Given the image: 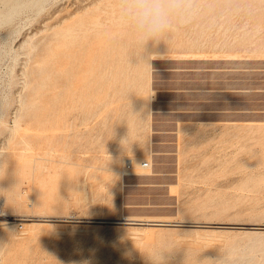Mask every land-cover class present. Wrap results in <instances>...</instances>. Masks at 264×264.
I'll return each mask as SVG.
<instances>
[{"label":"rangeland","instance_id":"obj_1","mask_svg":"<svg viewBox=\"0 0 264 264\" xmlns=\"http://www.w3.org/2000/svg\"><path fill=\"white\" fill-rule=\"evenodd\" d=\"M70 1L48 0L40 12L24 10L0 26V124L13 122L19 95L27 86L21 70L46 54L50 25L58 21L54 15H63L61 8ZM196 2L205 6L200 19L158 36L166 44L149 47L150 52L160 51L150 61L146 57L151 53L144 57L147 68L142 73L132 65L138 60L135 54L125 53L122 62L132 63L118 72V100L103 110L92 95L86 100L93 109L85 104L83 119L70 116L71 127L48 131L51 138H34L26 149L19 145L16 152H39L49 160L44 161L47 170L37 169L22 183V193L31 195L26 203L9 205L8 188L0 187V264H6L8 256H15L16 264H197L175 254L148 262L152 238L160 235L183 248L200 249L207 264L240 263L250 257V250L263 259L259 243L264 229L253 227L264 225V0ZM123 29L127 43H121L132 50L137 35ZM94 85L88 92L97 93ZM62 101L54 111L66 106ZM7 135L0 126V167L15 153L14 146L6 147ZM145 161L150 166H144ZM72 170L80 171L81 180L66 185L61 174ZM58 196L62 200L57 201ZM231 240L234 253H217Z\"/></svg>","mask_w":264,"mask_h":264},{"label":"bare ground","instance_id":"obj_2","mask_svg":"<svg viewBox=\"0 0 264 264\" xmlns=\"http://www.w3.org/2000/svg\"><path fill=\"white\" fill-rule=\"evenodd\" d=\"M1 1L3 2L4 7L2 9H0V26L3 23H6V22L10 21L11 19H13L15 16L19 15L24 10L32 9V8H38V11L40 12L41 10L44 9L45 4L48 2V0H1ZM86 1H88L89 3H87ZM121 2H122V0H72V1H70L65 7L61 8V10L64 11L63 15H62V13L58 14V12H57V15H54L55 17H57L58 21H56V23H52L50 25V28H49V29H51V32H50V34L48 33L49 35L47 37L48 39L46 42V43H48V45L46 44V46H48V47H47V50L45 52L46 53L45 55H47V57H45L44 54L38 55L37 57L35 56L36 59L34 61V64H29L32 66H29L30 68L28 67L27 70L25 68L26 72H25V70H21V71H24L23 73H25V78H26V83H27L25 85H27V86L25 88H23L25 90L23 91V93L21 95H19L20 99H18V100L20 101L19 102L20 106H18L17 109L14 111L15 116L13 115L14 119H13L12 123L10 122L11 124H9L7 121L1 122V124H0L1 127L4 126L5 130H7V133H8V135H7V146L6 147H11V146L15 147V151H14L15 153L12 156V158H10L9 160H3L1 162V167H0V187L4 186V187L8 188L7 189L8 190L7 201L9 203V205H17L19 203L24 204V202L31 195L28 196V194H26L25 192H24L25 194L22 193V191H21L22 183L25 181V179L31 178V175H33V173L37 169L41 170L42 167H45V169H46L47 166L45 165L44 161L49 160V158L46 156H43V154L41 156H39V152L38 153L36 152L33 155L26 153L27 150L26 151L24 150V152L23 151L22 152H16L19 145H23V147L26 149V146L29 147L31 142L34 141V138L38 139L42 136H45L47 139H49L51 137L49 135L47 136L48 131H50L51 133H56L62 127H65V126L71 127L74 123V120L83 119L82 118V116H84L83 115V112H84L83 106L85 104L88 106H90V104L92 105V103L88 104V102L86 100L87 98L92 97V95H94V98H97V102H96V104L95 103L94 104L97 105V107L99 109L103 108L104 106L107 107L109 104L114 103L116 100H118V99L115 100V97L118 98V96L121 95V93L119 92V90L117 88L118 82H119L118 74L122 73L120 71L124 66H126L127 64L131 65L130 63H132L131 60H127V63L124 64L122 62V58L124 56L126 57L129 53H134L136 56L135 59L138 58V60L135 62V59L132 57V59H133L132 61L135 62V64L132 63V65L136 68L135 70L137 72L142 73V70L143 69L145 70L147 68L146 66H144L145 65L144 63H147L144 61V57H146L149 53H151V55L149 57H146L147 59L149 58L148 61H150L152 59V57H154L158 53V51H160V49H159V50H152L150 52L149 47L152 48L155 45V46L161 48V47L165 46L164 44H166V43H164L163 41H162V43H164V44L161 43L162 38H160V40L158 39V37L150 38L148 40H141L139 37L135 36L134 34L132 36H135L136 37L135 40L138 39L139 42L136 43V41L135 42L133 41V43H136V44L132 45L133 46L132 50H130L128 48L130 46H127V47L124 46L123 42L121 43V41H125L122 38V36H123L122 34H123L124 29L116 22V9ZM227 10L229 11V9H227ZM57 11L60 12L59 9ZM206 12H208V11H206ZM229 12H231V11H229ZM229 12H227V13H229ZM235 12H237V10L234 11V14H235ZM244 12H246V11H244ZM227 13H226V15H227ZM234 14H232V15H234ZM203 15L206 16V13ZM228 15H231V14H228ZM52 16H51V18H52ZM203 18H205V17H203ZM231 18L233 19V17H231ZM216 20H217V18H216ZM223 20H225V19H223ZM213 21H214V19H213ZM219 21L221 22L222 20L220 19ZM227 21L229 22L228 19H227ZM213 23L216 24V22H213ZM213 23H211V24H213ZM226 24H225V26L227 27ZM228 25H229V23H228ZM207 27H209V26H207ZM226 27H224V28H226ZM210 28H208V30ZM174 30H175V27H174ZM218 32H217V34H218ZM208 33H210V32H208ZM167 34H168V32H167ZM211 34H209V35H211ZM124 35H127V33ZM166 35H164V36H166ZM169 35H171V34H169ZM205 35H207V34H205ZM233 35H236V34L234 33ZM129 36H127V40L129 38V41L131 42L132 37H129ZM168 36H166L167 37L166 41H168V39H169ZM213 36L211 37V39L213 38ZM230 36H232V35H230ZM207 37H209V36L207 35ZM225 38H227V37H225ZM232 38L233 37H231V39ZM24 39H25V37H24ZM30 40H31V38H30ZM220 40H221V38H220ZM33 41L37 42L35 40H33ZM222 41H225V40H222ZM26 42H27V40L24 41L21 44V46L26 48L24 46L26 44ZM43 42H44V40H43ZM118 42H120L121 45L118 46V44H119ZM174 42H175V40L171 41V43H174ZM95 43L98 44L97 48H95ZM208 43H209V41H208ZM215 43H217V42H215ZM44 44H45V42H44ZM131 44L132 43H130V45ZM202 44H203V42H202ZM191 45L192 44H190V46ZM199 45H200V43H199ZM38 46H39V44H38ZM208 46H209V44H208ZM210 46H212V45H210ZM33 47H34V45H33ZM213 47H214V45H213ZM203 48H205V47H203ZM29 49H32V48H29ZM34 49H36V47ZM164 49L168 50L169 48L167 46V48L164 47ZM30 52L32 53V52H34V50L33 51L31 50ZM30 52H29V54H30ZM183 52L185 53L186 51L183 50ZM125 53H127V55ZM176 53L179 54V51H177ZM36 54H34V55H36ZM134 54H132V55H134ZM170 54H172V53H170ZM189 54H192L191 51L189 52ZM132 55H130V56H132ZM193 55H194V53H193ZM17 59H18V57H17ZM32 59L34 60V58H32ZM129 59H130V57H129ZM141 60H142V63L140 62ZM239 64H240V62H239ZM144 67H146V68H144ZM95 69H96V74H95ZM128 69H129V67H128ZM128 69H127V71H128ZM132 71H134V70H132ZM234 71H235V69H234ZM137 72L134 71L135 75H138V74H136ZM240 73H242V72H240ZM126 74L131 75L130 73L129 74L126 73ZM35 75L38 76V79L33 80ZM93 76L96 77L95 80L93 79V78H95ZM124 77H125V75H124ZM126 77H128V76H126ZM25 78H24V80H25ZM125 82H127V81H125ZM93 83L95 85L97 84V86H98V87H95V85H94V87L96 88L95 91L98 90L97 93L95 92L94 94L92 91L88 92L90 86L93 87L92 86ZM122 83H119V84H122ZM130 83H132V82H130ZM214 84H216V83H214ZM215 88H217V87H215ZM202 89H203V87H202ZM150 90H153V89L149 88V93L151 92ZM217 90H219V89H217ZM199 92H201V91H199ZM143 93H145V92H143ZM151 94L153 95V93H151ZM44 96H46V99ZM217 96H220V94L219 95L217 94ZM62 100H64L66 102V106L64 108H60L59 112H57L58 109H57V111H54L55 107L59 108L58 105H60L61 102H63ZM90 100H92V99H90ZM90 100H89V102H93ZM141 100H142V98H141ZM152 101H154V100H152ZM90 108H91V106H90ZM105 108H103V110ZM92 109L93 108H91V110ZM82 110H83V112H82ZM113 110H115V109H113ZM40 111H42V112L38 114V112H40ZM87 111H88V109H87ZM108 113H110V111ZM108 113H107V115H108ZM112 113H115V112L112 111ZM29 114H32V116L26 121L25 117L28 116ZM86 114H89V113H86ZM107 115L105 117H107ZM116 115L118 116V113ZM70 116H72L74 119L71 122H70V119H71ZM85 116H87V115H85ZM88 116H90V115H88ZM51 117H53V118L51 119ZM108 117H110V119H111L110 114ZM36 118L38 119L37 124L33 125V123H31V122H32V120H35ZM85 119L89 120L88 117L84 118V120ZM102 120L107 122V120H105L104 118ZM137 120L138 119L135 120L136 121V122H134L135 124L137 123ZM144 122H146V121H144ZM260 127L262 128V126H260ZM32 130H36V133H33ZM262 131H264L263 128H262ZM39 144H41V143H39ZM45 154H49V152L46 151ZM49 170H50V167H49ZM55 172H57V170ZM72 172H73V170L69 173L65 171L63 174H61V177L68 181V184L65 183L66 185H70L69 181H71L72 182L71 185H73L74 181H77L79 179L81 180L80 171L76 170L73 173ZM48 174H51V172L49 171ZM52 176H54V175H52ZM49 177L50 176L48 175V178ZM42 179H44V178L42 177ZM80 180L78 182H80ZM43 181H45V180H43ZM43 184H44V182H43ZM38 185H36V187ZM34 186H35V184H34ZM60 186H61V184H60ZM80 186H82V185H80ZM77 187H78V185H77ZM43 188H45V187H43ZM72 188L74 190V187H72ZM45 189H47V188H45ZM71 191H72V189L70 190V193L73 194V192H71ZM38 192H39V188H38ZM39 194H41V192ZM58 194L59 193H57V195ZM42 195H44V194H42ZM59 196H60V194H59ZM59 196L57 197V201H58V199H60ZM61 196L63 197L64 195H61ZM50 197H51V195H50ZM39 198H40V195H39ZM43 199H41V200L38 199V200H40L39 203H41V205H42L41 201ZM52 199H53V197H52ZM63 199H65V198H63ZM60 200H62V198ZM35 201H36V199H35ZM66 201H64V202L61 201V202L65 203ZM50 203H52V202H50ZM68 204H70V203H68ZM53 205H55V204H53ZM62 205H64V204H62ZM98 219H100V220H97L99 222H107V223L122 222V221H123L122 223H138L136 221H130V220H110L112 218H98ZM154 220L160 221L157 223H166L164 221H167L165 219H154ZM119 224H121V223H119ZM253 228H257V229L263 228L264 229V225L254 226ZM260 236H264V235H260ZM197 237H199V236H197ZM197 237H195V240ZM152 239H153L152 243L148 249V258H147L148 262H150V263L157 261L158 259H161L162 257H166V256L171 255V254L181 255L183 258H187L186 260L187 261L189 260L190 263L191 262H195L197 264H207L208 263L207 259H205L206 256L203 255V253L201 252L200 249L183 248V247L178 246L176 244L170 243L168 241V239L165 238V236H161V235L158 237H153ZM182 240H184V238ZM195 240H193V241H195ZM197 240L199 242L201 241L199 239H197ZM196 241L191 242V243L192 244L196 243ZM203 241H206V240L204 239ZM215 241H216V239H215ZM215 241L213 240V242H215ZM260 241H262V242L259 243V246H261L262 250H264V239H260ZM187 242H189V243H187L185 245L190 244V241L187 240ZM209 243L211 244L212 241L210 242V240H209ZM197 244H199V243H197ZM202 244H203V242H202ZM206 244H208V243H206ZM235 248H236L235 241L231 240V241H228L226 244H224V246L222 248L216 249V251H217V253H221L220 251H223V250L225 252L228 251L229 253H234ZM254 252L255 251L250 250L249 253L247 254V256H250L249 258H247L246 260H244L243 262H240V263L233 262V264H264V256H263V259L256 258V255ZM6 264H16L15 256H8ZM217 264H228V263L222 262V263H217Z\"/></svg>","mask_w":264,"mask_h":264},{"label":"clouds","instance_id":"obj_3","mask_svg":"<svg viewBox=\"0 0 264 264\" xmlns=\"http://www.w3.org/2000/svg\"><path fill=\"white\" fill-rule=\"evenodd\" d=\"M204 7L196 0H122L116 9V22L141 40H148L176 26L194 24Z\"/></svg>","mask_w":264,"mask_h":264},{"label":"built area","instance_id":"obj_4","mask_svg":"<svg viewBox=\"0 0 264 264\" xmlns=\"http://www.w3.org/2000/svg\"><path fill=\"white\" fill-rule=\"evenodd\" d=\"M144 166H150V163L148 161H145Z\"/></svg>","mask_w":264,"mask_h":264},{"label":"water","instance_id":"obj_5","mask_svg":"<svg viewBox=\"0 0 264 264\" xmlns=\"http://www.w3.org/2000/svg\"><path fill=\"white\" fill-rule=\"evenodd\" d=\"M123 222V221H122Z\"/></svg>","mask_w":264,"mask_h":264}]
</instances>
